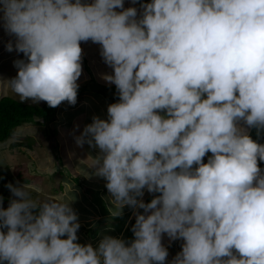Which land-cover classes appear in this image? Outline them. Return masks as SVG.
I'll use <instances>...</instances> for the list:
<instances>
[{"label":"clouds","instance_id":"9594fccd","mask_svg":"<svg viewBox=\"0 0 264 264\" xmlns=\"http://www.w3.org/2000/svg\"><path fill=\"white\" fill-rule=\"evenodd\" d=\"M0 27L20 102L75 105L81 42L100 45L118 100L75 140L135 216L134 239L81 244L73 198L7 183L0 264H166L165 234L183 241L167 264H264V0H0Z\"/></svg>","mask_w":264,"mask_h":264},{"label":"rangeland","instance_id":"374dc122","mask_svg":"<svg viewBox=\"0 0 264 264\" xmlns=\"http://www.w3.org/2000/svg\"><path fill=\"white\" fill-rule=\"evenodd\" d=\"M140 2L141 0H137L133 5L131 0H124V7L135 6L139 9ZM142 2L147 3L150 0ZM4 34L3 28L0 27V50L7 40L14 39ZM81 48L82 74L77 81L79 88L76 104L61 102L56 107L52 120H42V125H21L13 139L0 143V173L5 171L6 175H9L0 177V197L4 198L2 206L6 208L9 199L13 198L9 189L3 194V186L9 181L14 185L17 182L34 185L39 189L32 191L34 199L57 196L64 199L73 198L71 207L77 213L80 223L77 242L92 243L95 246L103 235L133 239V233L131 234L127 227L133 219L135 221V216L133 209L127 206L123 208L120 216L114 215L117 209L110 204L111 195L105 187L106 181L92 175L94 169L88 168L89 162L85 161L89 155L96 156L99 150L89 147L88 144L82 147L76 144L75 138L80 135L86 124L91 123L92 117L106 119L107 106L116 102L107 97L116 93L115 85L107 84L100 78L101 74L112 71L100 56V45L91 41L81 42ZM23 58V53H17L15 50L6 53L1 51L0 80L14 78L17 69L13 62ZM5 96L19 100L10 89L5 90V86L0 84V100ZM25 102L34 104L31 100ZM44 104V101H40L34 105ZM15 143H22L32 149H20ZM25 179L29 182L24 181ZM149 194L145 190L142 197L146 203L154 196L151 195L149 199ZM182 243V240L170 241L166 234L163 235L162 244L168 248L169 253L167 261H171L181 251Z\"/></svg>","mask_w":264,"mask_h":264},{"label":"trees","instance_id":"16d2710c","mask_svg":"<svg viewBox=\"0 0 264 264\" xmlns=\"http://www.w3.org/2000/svg\"><path fill=\"white\" fill-rule=\"evenodd\" d=\"M107 97L109 100H113V101L118 100V96L116 93L113 95H107ZM55 109L56 107H49L46 102L42 106H37L34 104H28L25 101L20 102L19 100L10 96L3 97L0 100V143H5L13 139L17 135V128L21 125L24 124L42 125L43 123L42 120L43 121L52 120L55 117ZM15 144H16L15 146L20 149L21 148L32 149V147H27L22 143H15ZM6 176L9 175L8 174L6 175L5 171L4 172L2 171L0 173V177H6ZM24 181L29 182L26 179ZM7 183L10 182L7 181ZM3 187H4V191H3L4 194L8 188L5 187V184ZM151 195H158V193L149 194V199L151 198ZM147 200L148 199L146 198V201ZM139 212H143V210L139 209ZM133 220L131 221V225L127 227V229L129 228L130 231L132 225L135 223V221Z\"/></svg>","mask_w":264,"mask_h":264},{"label":"crops","instance_id":"0c3cea01","mask_svg":"<svg viewBox=\"0 0 264 264\" xmlns=\"http://www.w3.org/2000/svg\"><path fill=\"white\" fill-rule=\"evenodd\" d=\"M5 32V31H4ZM7 33H5L4 35H6ZM8 37V36H7ZM7 37H6V39H7ZM5 39V38H4ZM7 42H8V40H7ZM6 42V43H7ZM6 43L5 44H3L2 45V49L0 50V52L2 51L3 53H6V52H9V51H7L6 50V47H5V45H6ZM12 52V51H11ZM14 75V74H13ZM253 133H255V135H252ZM249 134H250V136L252 137V136H254V138L256 139V140H259L258 142L259 143H264V132H261L259 135L257 134V130L255 129V128H252V129H249ZM207 155H211L210 153H208ZM207 155L205 156V158H204V161L206 162L207 161ZM258 163H259V166L262 168V169H264V162H259L258 161ZM128 211V210H127ZM122 229V228H121Z\"/></svg>","mask_w":264,"mask_h":264},{"label":"water","instance_id":"95a60500","mask_svg":"<svg viewBox=\"0 0 264 264\" xmlns=\"http://www.w3.org/2000/svg\"><path fill=\"white\" fill-rule=\"evenodd\" d=\"M252 139H253L254 141L258 142L254 137H252ZM258 143H259V142H258Z\"/></svg>","mask_w":264,"mask_h":264}]
</instances>
